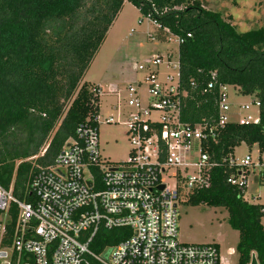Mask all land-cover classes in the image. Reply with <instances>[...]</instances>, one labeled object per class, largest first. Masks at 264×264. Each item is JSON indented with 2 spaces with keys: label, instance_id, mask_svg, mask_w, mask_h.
Masks as SVG:
<instances>
[{
  "label": "built area",
  "instance_id": "1",
  "mask_svg": "<svg viewBox=\"0 0 264 264\" xmlns=\"http://www.w3.org/2000/svg\"><path fill=\"white\" fill-rule=\"evenodd\" d=\"M166 32L177 43V54H154L139 63L144 82L128 84L125 105L118 87L109 88L118 96L114 113L102 117L98 111L81 123L54 163L38 166L24 198L13 193V184L7 189L0 183V264H222L217 244L179 241V203L211 185L220 162L212 159L209 145L219 129L230 122L258 123L259 115L254 119L249 112L253 106L259 110L260 102L233 110L227 101L230 85L219 84L216 114L194 123L183 120L190 96L181 81L179 45L185 37ZM216 85L213 72L200 93L213 92ZM99 87L100 97L105 91ZM101 122L125 126L131 144L125 161L102 160ZM256 148V154L233 152L222 160L235 168L228 181L247 201L251 176L264 181V152ZM258 204L264 223V204ZM121 227L130 231L126 238L100 250L92 247L102 229Z\"/></svg>",
  "mask_w": 264,
  "mask_h": 264
},
{
  "label": "trees",
  "instance_id": "2",
  "mask_svg": "<svg viewBox=\"0 0 264 264\" xmlns=\"http://www.w3.org/2000/svg\"><path fill=\"white\" fill-rule=\"evenodd\" d=\"M157 24V37H185L179 45L181 81L190 92L182 119L192 123L216 114L219 84L260 102L259 122H230L219 129L209 152L220 162L211 185L187 202L224 207L238 230V264L256 253L264 264L261 204L244 199L228 181L236 173L222 163L245 143L264 152V28L238 31L222 12L201 0H128ZM125 0H0V183L24 198L38 166L54 163L78 126L99 111L97 84L84 80L86 71L118 17ZM190 33L191 36H187ZM217 85L201 94L211 74ZM196 83L191 87V82ZM95 100V102H93ZM46 151L41 155L42 150ZM121 227L102 229L92 247L118 243L129 234Z\"/></svg>",
  "mask_w": 264,
  "mask_h": 264
},
{
  "label": "rangeland",
  "instance_id": "3",
  "mask_svg": "<svg viewBox=\"0 0 264 264\" xmlns=\"http://www.w3.org/2000/svg\"><path fill=\"white\" fill-rule=\"evenodd\" d=\"M207 9L222 12L224 18L230 20L238 31L264 28V0H201ZM178 45L171 35L166 39L157 37V25L144 17L139 9L125 0L118 17L110 26L107 36L94 56L86 71L84 80L99 86L114 85L120 91V100L125 105L129 97L125 88L129 83L137 86L144 82L145 73L137 69V65L154 54H177ZM105 92L99 97V114L102 117L114 113L112 104L118 96ZM145 93V87L142 90ZM256 98L253 95L237 93L233 86L228 88L227 101L233 110L241 103H250ZM254 119L258 118L257 107L249 112ZM157 115V113H153ZM238 118V116H235ZM121 120H124L121 117ZM126 128L121 123L99 124L100 151L103 161L118 163L129 157L131 144L126 135ZM256 146L252 149L242 143L235 148V156L242 157L247 152L256 154ZM42 153V152H41ZM174 170H172L173 172ZM252 175L247 184L249 201L264 204V181ZM175 178L168 179L173 184ZM178 239L183 243H215L220 249L222 264H238L237 243L238 230L228 222V211L224 207L206 203L193 205L189 202L179 203Z\"/></svg>",
  "mask_w": 264,
  "mask_h": 264
},
{
  "label": "water",
  "instance_id": "4",
  "mask_svg": "<svg viewBox=\"0 0 264 264\" xmlns=\"http://www.w3.org/2000/svg\"><path fill=\"white\" fill-rule=\"evenodd\" d=\"M163 187L164 186L162 185L161 188H163ZM250 264H259V261H258L256 253H252Z\"/></svg>",
  "mask_w": 264,
  "mask_h": 264
},
{
  "label": "crops",
  "instance_id": "5",
  "mask_svg": "<svg viewBox=\"0 0 264 264\" xmlns=\"http://www.w3.org/2000/svg\"><path fill=\"white\" fill-rule=\"evenodd\" d=\"M102 88H103V90L105 91V90H107V89H105V87L106 88H114V87H117V86H114V85H106V86H101ZM116 102H117V100H116ZM218 245V244H217ZM219 247V246H218Z\"/></svg>",
  "mask_w": 264,
  "mask_h": 264
}]
</instances>
